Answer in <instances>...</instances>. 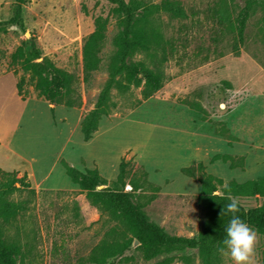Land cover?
Here are the masks:
<instances>
[{"label": "rangeland", "instance_id": "374dc122", "mask_svg": "<svg viewBox=\"0 0 264 264\" xmlns=\"http://www.w3.org/2000/svg\"><path fill=\"white\" fill-rule=\"evenodd\" d=\"M14 1L0 0V21L13 15ZM174 1L185 17H155L169 52L161 90L148 99L141 88L124 94L113 90L115 107L88 142L80 123L107 80L118 28L113 6L107 0H27L24 29L0 32V169L26 172L36 192L17 224L21 243L27 244L20 264H88L87 254L115 224L71 183L62 161L80 171L96 168L109 186L123 159L129 170L124 190L132 177L141 186L134 202L148 218L167 234L188 238L197 235L205 214L197 202L200 184L182 175L181 168L202 162L205 172L224 185L264 178V1ZM246 9L243 43L234 51L237 20ZM97 17L107 22L102 65L83 81L82 47ZM30 37L43 57L78 77L79 108H52L28 83L23 99L17 95L22 72L9 65V56ZM215 155L231 159L210 163ZM237 200L245 208L264 206L260 196ZM255 233L250 264H264V236ZM136 248L133 243L112 264H158L168 257L170 264H186L182 256L200 264L195 252L146 261ZM219 264L234 262L220 255Z\"/></svg>", "mask_w": 264, "mask_h": 264}, {"label": "trees", "instance_id": "16d2710c", "mask_svg": "<svg viewBox=\"0 0 264 264\" xmlns=\"http://www.w3.org/2000/svg\"><path fill=\"white\" fill-rule=\"evenodd\" d=\"M116 19L117 31L111 45L108 58L107 80L101 89L93 108L82 118L80 131L84 142H88L98 130L99 121L111 114L115 107L112 91L119 94L133 88H141L143 99H148L161 90L164 79L163 65L168 60V42L156 25L159 14L165 13L170 18L185 17L184 9L174 0H161L158 4H147L142 0H107ZM252 0H248V3ZM264 1V0H263ZM27 0L14 1V13L5 21H0V32L9 27L23 28L22 9ZM247 9L241 13L235 28L236 38L233 50L243 43ZM106 20L94 19V29L84 40L82 47V75L87 81L91 74L100 70L102 50L105 41ZM141 55L143 60H135ZM9 65L22 72L16 84L17 95L23 99L24 84L28 83L39 98L52 108L63 106L69 109L81 106V95L77 90L78 77L58 68L50 59L43 57L35 44L34 38L24 40L9 56ZM16 72V71H15ZM231 157L215 155L210 163L217 160L227 162ZM61 165L71 183L85 195L88 203L101 215H106L114 222L104 238L87 254L88 264H112L131 249L137 241L136 250L146 261L172 253L195 252L200 264H219L218 247L223 239L225 226L231 218L226 214L225 205L232 198L260 196L264 198V178L245 182L223 181L205 172L202 162L180 169L182 175L195 179L200 184L197 202L205 214L204 221L196 236L179 237L167 234L151 221L134 202V193L140 184L132 177L128 180L130 190H124L128 179L127 164L121 159L115 181L107 186L96 168L80 171L66 164ZM146 178V173L142 172ZM105 186L102 189L98 187ZM227 186V187H226ZM157 189V188H155ZM218 191H220L218 193ZM18 194L20 199L15 200ZM36 192L32 188L26 172L0 169V264H20L24 258L23 246L19 238L17 224L26 214ZM153 199V197H152ZM252 229L264 236V206L245 208L239 203L237 213ZM16 230L10 234L11 230ZM29 251L30 247H26ZM181 260L191 264V258L182 256ZM171 258H165L158 264H170Z\"/></svg>", "mask_w": 264, "mask_h": 264}, {"label": "clouds", "instance_id": "9594fccd", "mask_svg": "<svg viewBox=\"0 0 264 264\" xmlns=\"http://www.w3.org/2000/svg\"><path fill=\"white\" fill-rule=\"evenodd\" d=\"M225 210L226 214H231V218L225 226V235L217 250L222 256H228L234 264H250L256 233L237 215L239 212L237 199L232 198L231 202L225 205Z\"/></svg>", "mask_w": 264, "mask_h": 264}, {"label": "water", "instance_id": "95a60500", "mask_svg": "<svg viewBox=\"0 0 264 264\" xmlns=\"http://www.w3.org/2000/svg\"><path fill=\"white\" fill-rule=\"evenodd\" d=\"M103 186L102 185H100L98 188L99 189H101ZM137 245V241H134V246H136Z\"/></svg>", "mask_w": 264, "mask_h": 264}, {"label": "built area", "instance_id": "2783aa9c", "mask_svg": "<svg viewBox=\"0 0 264 264\" xmlns=\"http://www.w3.org/2000/svg\"><path fill=\"white\" fill-rule=\"evenodd\" d=\"M127 189L130 190V187L128 186Z\"/></svg>", "mask_w": 264, "mask_h": 264}]
</instances>
